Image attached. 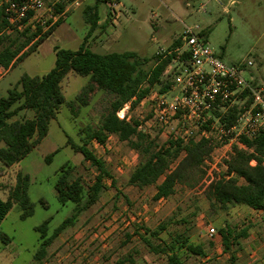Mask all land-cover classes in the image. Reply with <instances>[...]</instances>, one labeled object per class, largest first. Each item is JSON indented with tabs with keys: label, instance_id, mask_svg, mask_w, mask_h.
<instances>
[{
	"label": "rangeland",
	"instance_id": "obj_1",
	"mask_svg": "<svg viewBox=\"0 0 264 264\" xmlns=\"http://www.w3.org/2000/svg\"><path fill=\"white\" fill-rule=\"evenodd\" d=\"M75 2L59 11L55 9L54 20L47 19L49 13L43 15L42 32L60 24L40 44L37 52L1 78L0 98L5 97L23 75L40 77L49 72L55 63L54 48H79L89 30L84 11L93 6L95 0ZM99 11L100 24L87 39L93 52H134L149 61L145 65L149 69L160 48H171L179 40L181 43L186 27H198L206 45L219 60L228 65H240L245 79L264 89V0H106ZM34 23L28 26L31 32L36 29ZM12 31L8 27L6 35H12ZM248 62L251 66H247ZM86 82L87 78L69 73L61 83L64 103L56 118L50 121L45 138L15 165L4 167L0 162V185L4 189L0 190V199H5L6 190L12 188L16 174L21 171L29 177L27 194L33 204L31 217L21 220L20 209L15 205L1 222L0 233L9 238L10 245L4 253V243L0 240V264H34L39 244L35 227L49 220L47 237H50L74 213L75 204L60 205L56 200L54 183L62 166L68 171L70 181L80 180L84 189L82 204L86 200L87 188L92 185L97 171L71 149L67 140L81 144L80 131L86 127L96 128L113 99L95 90L89 95L86 106L74 101ZM69 103H73V112ZM140 111L130 110L126 117H144L145 111ZM20 115L30 118L32 111ZM144 121H141L142 127L149 131L157 145H161L163 139L158 136V128L150 122L145 125ZM215 146L204 164L206 174L200 184L192 189L177 185L174 195L153 201L155 185L139 189L128 184L131 172L147 156L131 150L115 136L104 145L95 140L88 142L87 149L103 161L115 184L108 178L103 179L104 189L97 202L80 212L57 236L48 257L50 264H116L122 259L126 264L161 262L160 256L149 251L142 237L153 245L175 239L181 243L186 239L187 245L203 249L205 256L189 255L183 258L184 264H230V253L224 252L218 233L224 226L235 233L247 228L251 234L250 239L239 240L241 244L233 245L231 254L235 264H264V250L259 245L264 244V214L250 213L243 205L212 204L206 197L207 186L224 173L225 162L232 155L216 143ZM233 147L245 149L239 145ZM49 155L52 156L47 162L45 158ZM160 226L164 229L158 236H151L150 233ZM210 228L215 231L212 239L206 234Z\"/></svg>",
	"mask_w": 264,
	"mask_h": 264
},
{
	"label": "trees",
	"instance_id": "obj_2",
	"mask_svg": "<svg viewBox=\"0 0 264 264\" xmlns=\"http://www.w3.org/2000/svg\"><path fill=\"white\" fill-rule=\"evenodd\" d=\"M8 0H0V68L7 70L24 60L27 56L36 52L37 47L55 30L60 22L50 26L42 32V28L36 25L34 32L29 27L18 31L13 29L4 15L5 3ZM106 0H95L93 6L84 11V19L89 25L79 48L67 50L54 48L55 63L53 68L43 76L23 75L19 81L0 98V162L4 167H11L23 160L40 142L48 132L51 120L56 118L60 107L64 103L61 83L69 73L87 78L86 84L75 97L76 102L82 106L87 105L89 95L97 90L113 97L109 108L103 115L96 128L86 127L80 132L83 137L81 144H67L75 153L82 155L85 162L95 168V179L87 188L86 200H83V185L79 179L70 181L69 173L62 166L54 183L56 200L60 205L71 202L76 205L74 213L65 219L47 237L49 220L35 227L39 233V246L36 259H40L46 248L52 243L65 228L70 226L77 215L95 204L100 192L104 189L103 179L108 178L112 184L114 180L105 168L103 161L97 158L87 149L88 142L95 140L104 145L109 135H115L120 142H125L131 150H135L147 158L140 162L131 172L128 184L139 189L155 185L153 201L167 199L174 195L177 185L192 189L204 179L206 174L204 164L209 160L216 147L211 140L169 139L161 145L142 127L138 119L117 117V112L125 105L133 110L154 86H160V93L169 88L172 76L162 77V73L170 63V58L154 56L153 67L146 69L147 59L140 58L134 52L99 54L89 49L88 37L97 29L99 20L97 7ZM63 7H57L56 11ZM12 28V35H6L7 28ZM182 45V41H176L171 48ZM73 112L72 104L69 103ZM32 111V117L22 118L21 112ZM234 113L226 118L230 125ZM240 144L245 148L233 147V153L225 162L226 169L218 178L212 180L205 190L208 200L212 204L221 206L243 205L254 211L264 212V134L253 140L242 138ZM52 155L45 158L50 161ZM176 162L175 166L171 165ZM254 165H251V163ZM161 179L160 182H158ZM29 177L21 172L15 176V184L9 190L6 200L0 199V224L5 219L13 206L20 209L19 218L25 220L33 215V204L30 202L27 190ZM40 204H44L40 200ZM164 228L153 231L151 236H158ZM223 250L230 253V264H235L232 253L233 245L238 246L239 240L248 236V229L244 228L235 233L227 226L219 229ZM0 240L6 244L9 238L0 233ZM149 251L160 256L156 264H184L185 257L189 255L205 256L201 247L181 243L177 239L167 243L153 245L149 239L142 237ZM183 255V257H182ZM116 264H126L125 260H119Z\"/></svg>",
	"mask_w": 264,
	"mask_h": 264
},
{
	"label": "built area",
	"instance_id": "obj_3",
	"mask_svg": "<svg viewBox=\"0 0 264 264\" xmlns=\"http://www.w3.org/2000/svg\"><path fill=\"white\" fill-rule=\"evenodd\" d=\"M69 3L76 4L75 0H8L4 15L13 29L21 31L33 22L42 26L44 14L54 20L53 11ZM181 41L180 47L160 48L155 53L170 58L163 71L172 76L169 91L152 88L139 104L146 107L145 115L158 128L163 142L208 139L232 154L234 145L242 146V138L253 140L264 134L263 87L248 82L240 65L219 60L198 27H186ZM230 113L234 118L228 125L225 118ZM206 234L212 239L215 231L210 228Z\"/></svg>",
	"mask_w": 264,
	"mask_h": 264
},
{
	"label": "crops",
	"instance_id": "obj_4",
	"mask_svg": "<svg viewBox=\"0 0 264 264\" xmlns=\"http://www.w3.org/2000/svg\"><path fill=\"white\" fill-rule=\"evenodd\" d=\"M100 7H101V4H99L98 5V7H97V13H98V17L99 16H101V13H100V11H99V9H100ZM100 18V17H99ZM100 24V19L98 20V23H97V25H99ZM40 46V45H39ZM39 46L37 47V50H38V48H39ZM37 50H36V52H37ZM35 53V52H34ZM33 54V53H32ZM23 61V60H22ZM21 61V62H22ZM21 62H19V63H21ZM18 63V64H19ZM18 64H16V65H18ZM15 65V66H16ZM14 66V67H15ZM14 67H11V68H9V69H7V70H3L2 68H0V80H1V78L6 74V73H8L10 70H12ZM165 70V69H164ZM168 76V75H167ZM167 76H165V75H163V73H162V77L163 78H167ZM170 87H171V83H170V85H169V88L167 89V91L166 92H164V93H167L168 91H169V89H170ZM159 89L160 88V86H158V85H156V86H154L153 87V89ZM141 102V101H140ZM140 104V103H139ZM137 105L134 109H135V111H137V110H141L140 112H143V110L145 111V109H146V107L145 106H143V105ZM126 106V105H125ZM129 106V105H128ZM127 107V106H126ZM126 107H125V109H126ZM133 109V110H134ZM147 110V109H146ZM128 111H130V109L128 110ZM128 111H125L126 112V114H127V112ZM126 114H125V117H126ZM146 117V118H145ZM128 119H130L131 117L129 116V117H127ZM140 122L141 121H144V124L146 125L148 122H150L149 121V117L148 116H139V118H137ZM146 129V128H145ZM113 136H115V135H109L108 137H107V139H106V143H108V141L110 140V139H112V137ZM158 136H159V138H164V137H162L161 136V134H160V132L158 131ZM116 137V136H115ZM117 138V137H116ZM165 140V139H164ZM104 148H106V145H105V147ZM32 152V151H31ZM30 152V153H31ZM29 153V154H30ZM28 154V155H29ZM27 157V156H26ZM25 159V158H24ZM22 161V160H21ZM19 172H21V171H19ZM22 173V172H21ZM23 174V173H22ZM26 175V174H25ZM28 176V175H27ZM2 180V179H1ZM0 184H1V182H0ZM2 185H0V190H4L2 187H1ZM14 186V185H13ZM12 186V187H13ZM8 190H10L9 188L6 190V195H5V199L4 200H6V198H7V195H8ZM160 201V200H159ZM14 207V206H13ZM12 207V208H13ZM246 209H247V211L248 212H250V213H258V214H264V212H261V211H254V210H252V209H249V208H247V207H245ZM59 236V235H58ZM57 238V237H56ZM56 238L55 239H53V241H52V243L46 248V251H45V254L40 258V259H36V252H37V250H38V247H37V250H36V252H35V254H34V264H50V260L48 259V257H49V255H50V253L53 251V248H54V241L56 240ZM251 238V234H249V229H248V236H247V238H245L244 240H247V239H250ZM242 240V239H241ZM39 243V242H38ZM258 243H259V241H258ZM261 243V242H260ZM241 244V243H240ZM5 245V246H4ZM3 245V249H2V252H6L7 251V246L8 245H10L9 244V242L8 243H6V244H4ZM260 245V248L261 249H263L264 250V244H259ZM38 246H39V244H38ZM2 254H0V256H1ZM7 256V255H6ZM5 256V258H7ZM3 257H4V255H3ZM87 263V262H86ZM85 263V264H86Z\"/></svg>",
	"mask_w": 264,
	"mask_h": 264
},
{
	"label": "bare ground",
	"instance_id": "obj_5",
	"mask_svg": "<svg viewBox=\"0 0 264 264\" xmlns=\"http://www.w3.org/2000/svg\"><path fill=\"white\" fill-rule=\"evenodd\" d=\"M123 114H125V110L124 111L121 110L120 113H119V115H121V117L123 116Z\"/></svg>",
	"mask_w": 264,
	"mask_h": 264
}]
</instances>
